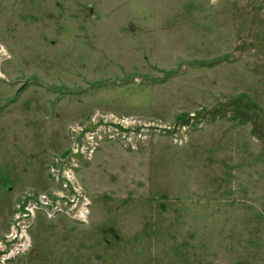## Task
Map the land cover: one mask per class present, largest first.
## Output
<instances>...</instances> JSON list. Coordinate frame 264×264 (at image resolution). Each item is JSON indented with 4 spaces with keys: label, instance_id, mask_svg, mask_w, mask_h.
<instances>
[{
    "label": "rangeland",
    "instance_id": "obj_1",
    "mask_svg": "<svg viewBox=\"0 0 264 264\" xmlns=\"http://www.w3.org/2000/svg\"><path fill=\"white\" fill-rule=\"evenodd\" d=\"M46 198L0 264H264V0H0L3 245Z\"/></svg>",
    "mask_w": 264,
    "mask_h": 264
},
{
    "label": "built area",
    "instance_id": "obj_2",
    "mask_svg": "<svg viewBox=\"0 0 264 264\" xmlns=\"http://www.w3.org/2000/svg\"><path fill=\"white\" fill-rule=\"evenodd\" d=\"M90 143L87 144V147H72L71 148V153L70 155H68L67 158L65 159H57V164L59 162H64V160L66 162H64L62 164V167H55L54 173H52V176L54 179L59 180V182H62L61 187L64 188H68L70 187L69 184L70 183V178L71 176H67L66 172H67V168L71 167V171L74 170L79 162V154L83 152V154L85 153L84 156L88 155V152L90 150H92L94 147V140L90 139ZM70 171V170H69ZM61 178H63L64 180H61ZM68 185V186H67ZM66 192V191H65ZM72 193V191H71ZM48 200V201H47ZM28 206L25 207V210L22 211V205L19 207V220L18 223H15L12 226V230L10 232L7 233L6 237L8 238L5 241V244L3 245V243L0 241V244L4 246V248L7 246H9V250L7 252H3V250H6V248H2L0 251V259L1 262L0 263H4L5 261L14 258L15 256H17L18 254H22L25 253L29 247L31 246V241L29 239L28 234L26 233V229L28 227V220L31 217V214L33 215L35 210H44L47 211L48 213L53 212L55 210V208H58L59 205L57 204V202L53 199L50 198H46L45 201H43L42 199H38V202H35L33 199H30V201H28ZM84 206V205H83ZM30 208L32 210H30ZM87 208V207H85ZM76 207L72 208V212L76 210ZM61 210V209H60ZM86 210V209H85ZM87 211V210H86ZM22 212V213H21ZM86 212L83 210L77 211L76 214L78 217L80 216H84ZM7 242V243H6Z\"/></svg>",
    "mask_w": 264,
    "mask_h": 264
}]
</instances>
